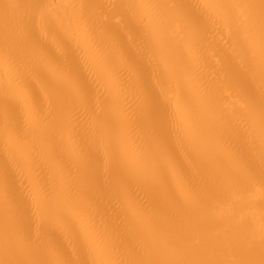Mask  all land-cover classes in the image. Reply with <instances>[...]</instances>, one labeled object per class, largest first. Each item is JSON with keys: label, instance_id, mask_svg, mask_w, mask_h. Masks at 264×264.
I'll use <instances>...</instances> for the list:
<instances>
[{"label": "bare ground", "instance_id": "6f19581e", "mask_svg": "<svg viewBox=\"0 0 264 264\" xmlns=\"http://www.w3.org/2000/svg\"><path fill=\"white\" fill-rule=\"evenodd\" d=\"M0 264H264V0H0Z\"/></svg>", "mask_w": 264, "mask_h": 264}]
</instances>
